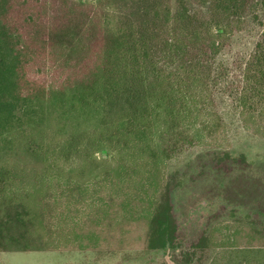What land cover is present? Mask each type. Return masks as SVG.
I'll return each mask as SVG.
<instances>
[{
	"label": "trees",
	"instance_id": "16d2710c",
	"mask_svg": "<svg viewBox=\"0 0 264 264\" xmlns=\"http://www.w3.org/2000/svg\"><path fill=\"white\" fill-rule=\"evenodd\" d=\"M252 26L236 69L219 61ZM217 95L264 138V0H0V250L179 249L163 168L185 146L231 157ZM214 232L174 261L264 264L261 238Z\"/></svg>",
	"mask_w": 264,
	"mask_h": 264
},
{
	"label": "rangeland",
	"instance_id": "374dc122",
	"mask_svg": "<svg viewBox=\"0 0 264 264\" xmlns=\"http://www.w3.org/2000/svg\"><path fill=\"white\" fill-rule=\"evenodd\" d=\"M257 32L252 26L248 31L235 33L218 60L236 69L252 49ZM216 102L226 124L225 146L231 157L215 155L212 158V152L217 154L220 149L185 146L167 160L163 168V180L169 186L178 227L176 245L179 249L188 247L213 227L215 240L237 248L236 251L258 238L264 240V138L242 128L230 99L217 95ZM103 156L113 157L105 150ZM93 157L99 159V151ZM79 159L75 157L69 162L75 165ZM16 161L20 164L31 160L24 156ZM63 204L64 198L61 199ZM46 221L51 225L49 215ZM55 222L53 218L52 224ZM249 229L255 232L249 235ZM144 233V220L138 219L130 226L127 237L138 242L144 238ZM46 239L44 236L43 240ZM29 240L34 246L40 244L38 237ZM179 249L131 248L112 252L105 249L22 251L13 248L0 250V264H177L173 254H178ZM255 255L264 261V248ZM211 256L208 253L201 264H208ZM222 257L227 261L234 259L233 256Z\"/></svg>",
	"mask_w": 264,
	"mask_h": 264
}]
</instances>
